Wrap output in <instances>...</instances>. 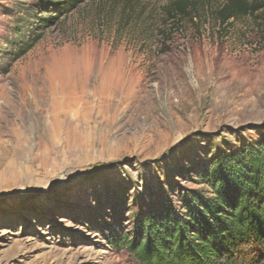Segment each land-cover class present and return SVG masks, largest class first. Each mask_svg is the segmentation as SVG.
I'll return each mask as SVG.
<instances>
[{
	"label": "rangeland",
	"instance_id": "rangeland-1",
	"mask_svg": "<svg viewBox=\"0 0 264 264\" xmlns=\"http://www.w3.org/2000/svg\"><path fill=\"white\" fill-rule=\"evenodd\" d=\"M54 1L0 0V94L25 101L0 117V264H136L112 239L264 133V0L224 26L218 0L177 24L171 0Z\"/></svg>",
	"mask_w": 264,
	"mask_h": 264
},
{
	"label": "trees",
	"instance_id": "trees-1",
	"mask_svg": "<svg viewBox=\"0 0 264 264\" xmlns=\"http://www.w3.org/2000/svg\"><path fill=\"white\" fill-rule=\"evenodd\" d=\"M78 1L54 2L67 11ZM205 1L171 0L164 16L175 24L193 21ZM260 8L261 0H218L215 20L224 26ZM202 178L206 189L138 217L134 230L112 239V246L136 264H264V133L219 153Z\"/></svg>",
	"mask_w": 264,
	"mask_h": 264
},
{
	"label": "bare ground",
	"instance_id": "bare-ground-1",
	"mask_svg": "<svg viewBox=\"0 0 264 264\" xmlns=\"http://www.w3.org/2000/svg\"><path fill=\"white\" fill-rule=\"evenodd\" d=\"M6 92H3L2 94H0V101L3 98V101L0 102V117H3V115L9 116L14 111H16V109L18 107H20L22 109V107L25 105L24 99L22 101L21 99L18 98L19 100H21V102L18 103L16 101L17 99L15 100L14 95L12 96V92H10V90L6 91ZM14 93H16V92H14Z\"/></svg>",
	"mask_w": 264,
	"mask_h": 264
}]
</instances>
